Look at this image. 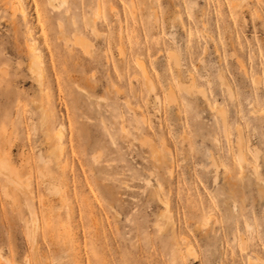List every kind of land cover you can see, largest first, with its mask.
<instances>
[{
	"label": "rangeland",
	"instance_id": "1",
	"mask_svg": "<svg viewBox=\"0 0 264 264\" xmlns=\"http://www.w3.org/2000/svg\"><path fill=\"white\" fill-rule=\"evenodd\" d=\"M0 264H264V0H0Z\"/></svg>",
	"mask_w": 264,
	"mask_h": 264
},
{
	"label": "bare ground",
	"instance_id": "2",
	"mask_svg": "<svg viewBox=\"0 0 264 264\" xmlns=\"http://www.w3.org/2000/svg\"><path fill=\"white\" fill-rule=\"evenodd\" d=\"M49 1H50V0H49ZM52 1H53V0H51V2H52ZM63 1H64V0H63ZM49 3H50V2H49ZM49 3H48V4H49ZM53 3H54V2H53ZM49 6H50V5H49ZM31 48H32V47H31ZM32 52H33V51H32ZM32 52H31V53H32ZM33 53H34V52H33ZM31 58H32V56H31ZM35 60H36V59H35ZM35 60H33V62L31 63V65H32V67H33L32 69H34V70L38 73V71H41V70H39V67H38L39 64L37 65V63H36V61H37L38 59H37L36 61H35ZM140 67H141V66H140ZM140 69H141V68H140ZM141 70H142V69H141ZM143 70L145 71L144 68H143ZM33 73H34V72H33ZM144 74L146 75V73H144ZM35 75H37V74H35ZM58 145H59V144H58ZM56 148H57V146H56ZM56 148H55V149H56ZM58 148H59V146H58ZM61 149H62V148H61ZM58 151H59V150H58ZM59 153H60V152H59Z\"/></svg>",
	"mask_w": 264,
	"mask_h": 264
}]
</instances>
